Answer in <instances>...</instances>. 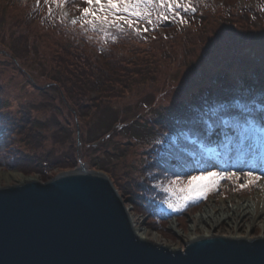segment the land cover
<instances>
[{
    "label": "rangeland",
    "instance_id": "1",
    "mask_svg": "<svg viewBox=\"0 0 264 264\" xmlns=\"http://www.w3.org/2000/svg\"><path fill=\"white\" fill-rule=\"evenodd\" d=\"M188 2L192 6L206 7L209 11L215 10L222 3L221 0H188ZM238 2L240 6L258 10V13L264 16V0H238ZM87 6L85 0H0V115L7 120V125L0 122V137H3L10 126L11 135H8L7 141L10 142L8 149L12 155L7 156L6 161L0 160V187L17 184L15 180L5 178L6 173L16 171L8 167L6 162L19 160L24 154L29 156L30 161L24 162V165L29 167L22 168L24 172L20 173L24 176H34L40 182L73 171L81 166L79 163H83L88 171L101 173L106 171L115 187L126 181L125 190L129 193L135 190L134 183L141 177L143 164L141 153L146 152L143 144L147 135L144 134L147 132L145 127L138 132L134 129L135 123L139 121L136 117L135 123L130 127H121L119 121L109 118L108 112L104 114L101 112L103 104L98 107L100 109L95 110L94 103L89 102L75 112L67 98L61 96L58 89H54V83L50 84L51 81L47 76L50 57L56 48L52 44H46L47 41L51 42L50 40L55 38L52 35L49 40L44 35L48 33L47 26L63 25L70 33L71 29L84 25L80 19L82 9ZM177 11L181 12L186 22H190L189 12L184 13L183 9ZM216 14L215 17L207 16V22L200 28L175 33L176 39L167 41L163 37L164 41L144 45L150 54L156 55L165 77V79L161 78L162 86L152 91L157 96L152 109L156 108L158 111L180 92L187 93L192 87L195 90L203 82L213 79L218 85L216 87V82L212 81L213 87H216L214 90L218 91L227 85L223 84L222 75L228 82L236 84L239 80L247 82L253 79L252 82L256 83L257 79H264V19L260 17L252 19L256 17L252 16L254 26L245 25L246 30L237 33L234 30L217 29L225 20ZM20 15L21 18L27 15L29 17L27 21L32 23L38 20L39 24H43V28L39 24L35 27L23 21L24 28L20 30L21 18L18 27H15ZM167 15L169 19L175 21L174 28H183L178 26L177 22L180 21L173 17V13L169 12ZM152 19L153 24L149 25L139 20L138 25L135 26L141 31L145 27L151 32L160 31L161 22L164 20L157 19L155 10ZM72 20H77L78 25H74ZM228 21L234 22V20ZM169 32L173 31L169 30ZM13 60L16 62L14 63ZM198 60L200 61L197 63ZM197 64L199 65L197 74H200L199 76L195 74L192 80L188 73ZM136 91L146 93L144 88H138ZM263 93L264 91L257 92V95ZM92 96L95 97V94ZM147 98L143 99L147 101ZM136 99L137 97L129 98V94L124 92L118 101L120 117L128 122L134 120L129 107L131 104H136ZM138 103H141V99ZM144 107L146 106L141 104L140 110ZM75 116L80 119V129L86 132L85 137L83 134L80 136V130L76 131L75 137L74 132L78 127ZM146 118H154V115L148 112ZM105 120L107 123L104 126L100 122ZM255 128L248 124L240 131V146L246 153L245 151L242 153L235 167L231 168L232 166L226 163L221 164L219 169L214 171L218 174L236 173L240 177L239 180L235 177L231 180H220L218 185L206 194V198H203L204 201L199 206L185 212L183 218H179L177 222L165 223L153 217H145L146 214L141 216L140 211L134 209L135 224L140 228L151 229L166 243L175 246L174 249H180L185 245L183 235L189 232L191 214H199L208 207L219 208L222 204L225 208L221 207L218 210L224 213L227 208L259 198L261 204L257 209L259 212L256 211L255 226L246 227L247 223L241 222L239 227L235 225L232 228L229 227V222L232 220H226L217 228L216 235L231 237L229 234L235 233L242 237L247 235L251 239L260 238L262 231L260 226L264 217V129L258 134ZM134 134L143 137L141 139ZM71 162L76 164L72 165ZM249 167L251 172L260 177L259 180L249 183L248 178L244 176ZM208 172L212 171L206 173ZM188 178L178 182V185L169 182L159 186L157 182L151 184L158 186L159 191L166 195V199L179 200L183 195L180 189L186 185ZM243 184L248 186L240 187ZM166 188L171 191H165ZM121 199L122 203L128 206L127 199L122 197ZM162 208L173 211L167 203ZM202 232L200 227L196 230L197 234Z\"/></svg>",
    "mask_w": 264,
    "mask_h": 264
},
{
    "label": "trees",
    "instance_id": "2",
    "mask_svg": "<svg viewBox=\"0 0 264 264\" xmlns=\"http://www.w3.org/2000/svg\"><path fill=\"white\" fill-rule=\"evenodd\" d=\"M216 13L225 20L217 29L222 31L234 30L237 33L245 31V25L254 26L251 20L253 15L256 17L258 15L262 20L264 19V16L257 10L240 6L238 0H222ZM213 14L206 7L200 6V9L194 14L189 12L188 16L191 23L189 27L180 29L173 26L167 27L163 33L159 31L152 38H148L142 33L137 35L135 31L126 30L125 32H114L112 34L114 38L105 39L99 32L92 31L86 25H81L79 29H71L68 33L63 26L52 24L47 26L48 33L44 34L49 40L52 35L55 37L50 40L51 42H46V44H52L56 47L50 57V67L47 69L50 84L54 83V89H58L60 95L67 98L69 105L75 112L89 102L94 103L95 110L100 109L98 107L103 104L101 112L103 114L108 112L109 118L119 121L121 127H130L135 123L136 117V120L139 121L135 123L134 129L138 132L139 129L145 127L147 130L144 132L145 135L147 133L146 139L142 140L146 152L141 153L143 161L141 177L134 183L135 190H132L131 193L127 192L124 187L126 181L116 187L123 198L127 199L135 209L160 221H165L167 217L173 214L172 211L162 209V206L171 199H166V195L159 191L158 186L155 187L151 183L158 182L163 185L175 181L174 184H179L178 182L183 181L184 177L192 170L199 168L204 171L211 165L205 158L200 164L194 165L190 156L166 139V134L175 136L181 146H186L202 156L198 149L189 142L188 137L192 136L206 147H210L209 149L220 145L224 130L219 116L225 118V124L231 135L227 149L236 143L238 131L247 120L252 119L258 122L262 120L256 105L254 103L247 104V99L242 93H239L244 91V88H241L239 92L226 93L222 91L220 96H216L207 82H203L195 90L192 87L187 93L180 92L158 111L156 108L152 109L157 97L152 91L154 92L162 86L161 78L165 79V77L164 70L160 68L161 65H159L156 55L150 54L144 45L165 39L170 41L175 38L177 32L200 28L207 22V16L215 17ZM27 17L24 15L21 18L20 15L15 27H18L20 18V30L24 28L23 21L37 27L38 20L32 23L27 21ZM228 20H234V22ZM39 25L43 28V24ZM238 26L243 27L239 28ZM83 28H86V33H83ZM169 30L173 32L171 33ZM13 61L16 62V60ZM198 68L199 65L197 64L188 73L192 80ZM222 76L224 85L235 86V84L228 82L224 75ZM252 81L243 82L239 80L238 83H243L247 88L264 85V79H257L256 83ZM138 88H144L146 93L136 91ZM124 92L129 94V98L137 97L136 104H131L129 107L130 113L134 115V120L129 122L121 118L119 112L120 102L118 101ZM203 93H206V96ZM92 94H95V97ZM144 97H148V104L146 99H143ZM140 99L141 103H138ZM261 100L262 98H260ZM236 101L246 105L237 106ZM141 104L146 106L142 110H140ZM148 112L154 115V118H146ZM75 120L78 125L74 132L75 137L77 130H80V136L83 134L85 137L86 132H82L80 129V119L75 116ZM100 123L105 126L107 122L105 120ZM209 124L211 125L209 126ZM134 135L139 138L143 137ZM6 146L0 139V159L4 161L8 159L7 156H10L5 153ZM28 161H30L29 156L23 154L19 160L6 163L11 169L23 173L22 168L29 167L24 165V162ZM71 164L75 165L76 162H71ZM31 171L34 172V170ZM145 174L148 176L142 178V175ZM202 200L189 201L186 208L197 207ZM176 215L178 218H183L180 212Z\"/></svg>",
    "mask_w": 264,
    "mask_h": 264
},
{
    "label": "water",
    "instance_id": "3",
    "mask_svg": "<svg viewBox=\"0 0 264 264\" xmlns=\"http://www.w3.org/2000/svg\"><path fill=\"white\" fill-rule=\"evenodd\" d=\"M0 264H264V239L138 238L111 181L84 169L0 187Z\"/></svg>",
    "mask_w": 264,
    "mask_h": 264
},
{
    "label": "snow or ice",
    "instance_id": "4",
    "mask_svg": "<svg viewBox=\"0 0 264 264\" xmlns=\"http://www.w3.org/2000/svg\"><path fill=\"white\" fill-rule=\"evenodd\" d=\"M88 5L82 9L81 23H84L92 31L99 32L105 39L114 38V32H125L132 30L140 35L141 32L134 25L143 20L147 24H153V10L157 12V19L168 20L167 13H173V17L182 23H186L183 15L177 9H183L184 13L195 12L196 8L188 0H85ZM77 20H72L76 24ZM144 32L148 28L143 29ZM244 176L248 178L249 183L260 179L253 172H246ZM239 180L236 173H216L208 172L199 176H190L184 187L180 189L183 194L179 200L168 201V207L173 211H178L186 207L189 201L206 198V194L216 187L220 180L233 178ZM173 183H176L173 181ZM247 184L240 187H247ZM165 191H171L166 188Z\"/></svg>",
    "mask_w": 264,
    "mask_h": 264
},
{
    "label": "bare ground",
    "instance_id": "5",
    "mask_svg": "<svg viewBox=\"0 0 264 264\" xmlns=\"http://www.w3.org/2000/svg\"><path fill=\"white\" fill-rule=\"evenodd\" d=\"M86 169L85 166L81 165L78 166L77 168H75L72 172L73 173H80L83 172V170ZM5 178H11L13 180H15L17 183H25V182H36L39 181L38 179H36V177L34 176H24L22 175L20 172L18 171H12L9 173H6V177ZM264 191V188H263ZM264 194V193H263ZM263 202H264V196H263ZM261 204V199H256V200H248V203H240L237 204L236 206H233L231 208H227V210H225L224 213H220L223 212L222 210H218L221 207L225 208V205L222 204V206H220L219 208H214V207H208L207 210H203L201 213L199 214H191L190 216V227H189V232L187 233V235H183L184 236V242L185 243H191L193 241H196L198 239H203V238H208V237H215L218 236L216 235L217 233V228H219L220 225H222V223H224L226 220H232L231 222H229L230 226L229 227H235L236 226H240L239 223L243 222V223H247V226L254 225L255 224V219H256V211L259 208ZM125 204H123L124 206ZM134 209L132 206H130V209L127 210L126 207H124V211L130 221V225H131V230L134 234H136L138 236V238H143L145 240H148L154 244L157 245H162L165 246L169 249H174L175 246H172L168 243H166V241L159 236L157 233L153 232L150 229H146V228H140L138 226V224H135V221L133 218L134 217V212L132 213V210ZM131 212V214H130ZM259 212V211H257ZM233 217L235 218V220L233 221ZM262 224H261V233L259 235V237L261 239H264V217L262 218ZM200 225V226H199ZM255 226V225H254ZM201 230V234H197L196 230L199 229ZM220 230V229H218ZM239 234H229V236H231L230 238H244V239H251V237L249 238L247 235L246 236H238ZM183 248H180V250H182Z\"/></svg>",
    "mask_w": 264,
    "mask_h": 264
}]
</instances>
